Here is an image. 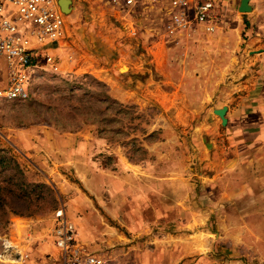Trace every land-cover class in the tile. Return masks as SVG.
<instances>
[{
  "label": "rangeland",
  "instance_id": "374dc122",
  "mask_svg": "<svg viewBox=\"0 0 264 264\" xmlns=\"http://www.w3.org/2000/svg\"><path fill=\"white\" fill-rule=\"evenodd\" d=\"M171 1L72 0L59 71L0 101V235L37 264L60 213L108 264H264V175L240 129L264 91V0H213V34L193 15L176 30Z\"/></svg>",
  "mask_w": 264,
  "mask_h": 264
},
{
  "label": "built area",
  "instance_id": "2783aa9c",
  "mask_svg": "<svg viewBox=\"0 0 264 264\" xmlns=\"http://www.w3.org/2000/svg\"><path fill=\"white\" fill-rule=\"evenodd\" d=\"M60 0H0V61L5 77L0 78V101H24L31 96L40 67L59 71V62L50 51L67 32L66 14ZM135 0H124V8ZM172 25L185 30L193 21L213 34L221 19L213 0H172ZM28 244V247L30 246ZM57 254H46L40 264H108L79 240V232L65 213H60L52 231ZM28 247L23 248L11 234L0 235V264H37Z\"/></svg>",
  "mask_w": 264,
  "mask_h": 264
},
{
  "label": "crops",
  "instance_id": "0c3cea01",
  "mask_svg": "<svg viewBox=\"0 0 264 264\" xmlns=\"http://www.w3.org/2000/svg\"><path fill=\"white\" fill-rule=\"evenodd\" d=\"M261 49V47H260ZM252 60L255 62V64L259 65H264V54H258L255 55ZM261 79H263L264 82V73L258 75H255V79L253 80L255 82V84H257ZM258 89H255L251 95L254 97V99H252V101H254V109H250V115L254 116V122H249V124H247V127H240V129H248L249 131L246 132L245 134L243 133V136L246 137V135L248 134V138L250 140V142L253 143V147L254 151L253 153H251L252 155L250 156V158L248 159V165L250 167H254L255 169H257V171H261L263 173H261V175H264V103L261 102V98L262 96H264V91L263 92H259ZM263 94V95H262ZM227 119H228V124H231L232 120V116L230 113V109H228L227 111V115H226ZM260 119V120H259ZM243 136H241L240 139L243 138ZM253 158V156H255ZM237 161H234V165H236ZM238 164L241 167L242 161L241 158H239V162ZM239 167V168H240ZM260 176V175H259ZM52 250L50 249V253L52 255L57 254V250L54 248L53 243H52ZM36 250V249H35ZM46 255V254H45Z\"/></svg>",
  "mask_w": 264,
  "mask_h": 264
},
{
  "label": "water",
  "instance_id": "95a60500",
  "mask_svg": "<svg viewBox=\"0 0 264 264\" xmlns=\"http://www.w3.org/2000/svg\"><path fill=\"white\" fill-rule=\"evenodd\" d=\"M59 4L61 6L62 11L66 15H69L70 12L72 11V8H71L72 0H60ZM248 8L250 10H248ZM252 10L253 9H252V6L250 4V0H241L240 1V5H239V8H238V11L240 13L246 14V13L252 12ZM124 68H126V67L124 66ZM227 111H228L227 107H223L222 109H217V110L214 111V113L220 117L223 126H226L228 124V119L226 117Z\"/></svg>",
  "mask_w": 264,
  "mask_h": 264
},
{
  "label": "bare ground",
  "instance_id": "6f19581e",
  "mask_svg": "<svg viewBox=\"0 0 264 264\" xmlns=\"http://www.w3.org/2000/svg\"><path fill=\"white\" fill-rule=\"evenodd\" d=\"M248 10H250V9L248 8Z\"/></svg>",
  "mask_w": 264,
  "mask_h": 264
}]
</instances>
